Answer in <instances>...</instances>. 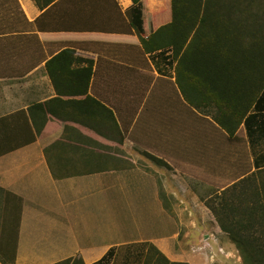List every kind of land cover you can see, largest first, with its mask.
<instances>
[{
	"label": "crops",
	"instance_id": "1",
	"mask_svg": "<svg viewBox=\"0 0 264 264\" xmlns=\"http://www.w3.org/2000/svg\"><path fill=\"white\" fill-rule=\"evenodd\" d=\"M143 4L154 30L171 21V0ZM133 5L0 0L1 264H100L110 250L108 264H135L150 243L171 261L204 264L191 239L227 241L200 195L256 169L246 130L232 141L184 99L175 69L145 51ZM144 28L148 37L150 18ZM68 49L72 60H52ZM50 158L78 173L56 176Z\"/></svg>",
	"mask_w": 264,
	"mask_h": 264
},
{
	"label": "trees",
	"instance_id": "2",
	"mask_svg": "<svg viewBox=\"0 0 264 264\" xmlns=\"http://www.w3.org/2000/svg\"><path fill=\"white\" fill-rule=\"evenodd\" d=\"M51 2L38 0L41 7ZM133 2L130 20L145 51L175 69L184 99L201 113L212 115L232 141L244 126L256 169L204 200L242 263L264 264V0H171L172 19L156 30L143 0ZM149 18L150 34L144 37V23ZM72 54L68 49L52 60L65 55L72 60ZM85 70L89 81L92 66ZM37 132L41 128L37 127ZM148 155L161 165H169ZM48 161L56 176L59 171L78 173L59 170L51 158ZM168 210L172 214L169 205ZM113 252L110 250L99 263L108 264ZM130 262L190 264L171 261L153 243L145 244ZM55 264H83V260L68 258Z\"/></svg>",
	"mask_w": 264,
	"mask_h": 264
},
{
	"label": "rangeland",
	"instance_id": "3",
	"mask_svg": "<svg viewBox=\"0 0 264 264\" xmlns=\"http://www.w3.org/2000/svg\"><path fill=\"white\" fill-rule=\"evenodd\" d=\"M234 166H235V164H231L230 170L228 172L230 175H232L235 172V171L231 172V170L234 169ZM232 176H234V175H232ZM216 180L209 181V183H210L209 185H211V187H212V188H209V191L214 190V192L215 191L218 192V191H220V189H222L223 187H225L226 185H228L232 182L230 180L228 182L226 181V182L219 184L217 182L219 180H217V181ZM211 195L212 194H206L205 196L200 195V197L203 201V204L207 208H208V206H207L206 201L204 199L206 197L208 198ZM205 212H206V210H205ZM170 223H171V225L174 224V222H168V227H169ZM211 224H214V222H211ZM183 228L186 229V227H183ZM198 230L201 231V228L199 227ZM202 239H203V236H201V238H199V237L192 238L191 243L188 245L186 244V245H187L188 249L193 253V255L197 256V258H200L204 264H243L241 256L238 257V255H240V254H238V253L232 254V252L230 253L228 251L227 242H228V244H233L229 237H227L226 242H222L219 239L216 241L212 240V241H210L209 247L206 245V248L204 250H197L196 251L195 249H198L200 246H202L204 244Z\"/></svg>",
	"mask_w": 264,
	"mask_h": 264
},
{
	"label": "built area",
	"instance_id": "4",
	"mask_svg": "<svg viewBox=\"0 0 264 264\" xmlns=\"http://www.w3.org/2000/svg\"><path fill=\"white\" fill-rule=\"evenodd\" d=\"M209 246V245H208ZM206 248V245L205 244H203L202 246H200L198 249H195L196 251L197 250H204Z\"/></svg>",
	"mask_w": 264,
	"mask_h": 264
}]
</instances>
